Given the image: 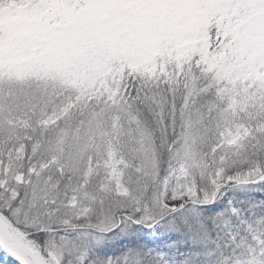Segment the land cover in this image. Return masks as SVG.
<instances>
[{
	"label": "snow or ice",
	"instance_id": "snow-or-ice-1",
	"mask_svg": "<svg viewBox=\"0 0 264 264\" xmlns=\"http://www.w3.org/2000/svg\"><path fill=\"white\" fill-rule=\"evenodd\" d=\"M0 253L264 264V0H0Z\"/></svg>",
	"mask_w": 264,
	"mask_h": 264
},
{
	"label": "trees",
	"instance_id": "trees-1",
	"mask_svg": "<svg viewBox=\"0 0 264 264\" xmlns=\"http://www.w3.org/2000/svg\"><path fill=\"white\" fill-rule=\"evenodd\" d=\"M0 259H2V261L5 262V264H12L10 258L4 256L3 253H0Z\"/></svg>",
	"mask_w": 264,
	"mask_h": 264
}]
</instances>
